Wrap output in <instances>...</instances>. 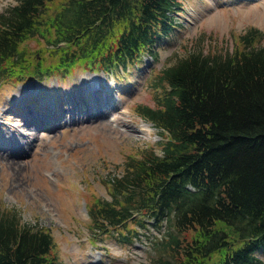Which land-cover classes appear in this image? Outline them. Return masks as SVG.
<instances>
[{"label": "trees", "instance_id": "16d2710c", "mask_svg": "<svg viewBox=\"0 0 264 264\" xmlns=\"http://www.w3.org/2000/svg\"><path fill=\"white\" fill-rule=\"evenodd\" d=\"M179 8L180 0H15L0 10V79L76 68L116 76L157 58ZM263 37L251 25L230 46L173 52L152 73V103L131 109L160 138L127 152L105 179L108 196L89 201L92 238L163 225L157 264H262ZM52 244L47 228L0 205V264H62Z\"/></svg>", "mask_w": 264, "mask_h": 264}, {"label": "rangeland", "instance_id": "374dc122", "mask_svg": "<svg viewBox=\"0 0 264 264\" xmlns=\"http://www.w3.org/2000/svg\"><path fill=\"white\" fill-rule=\"evenodd\" d=\"M14 1L0 0V10ZM175 17L174 31L156 45L157 58L144 55L116 76L76 68L40 81L0 79V140L18 142L0 146V205L47 228L62 264H157L154 238L163 225H134V233L122 238L111 229L92 238L87 205L108 196L105 179L120 169L127 152L160 138L131 109L136 102L152 103V73L173 52L230 46L251 25L264 31V0H180ZM26 44L37 45L34 39ZM72 92L82 101L71 106ZM95 110L104 112L96 118L84 113ZM256 254L264 264V248Z\"/></svg>", "mask_w": 264, "mask_h": 264}, {"label": "bare ground", "instance_id": "6f19581e", "mask_svg": "<svg viewBox=\"0 0 264 264\" xmlns=\"http://www.w3.org/2000/svg\"><path fill=\"white\" fill-rule=\"evenodd\" d=\"M92 74H95L94 72H92ZM82 82L83 83H87L88 84V82H87V79H84V78H82ZM89 89V88H88ZM94 89V88H93ZM77 90H78V92L80 93V94H82L83 92H84V90H82L81 88H77ZM79 93H74V92H72V95L71 96H69L68 95V97H69V102H71V103H69L71 106L73 105V104H77L78 102H81L82 100H80V101H77V96L79 95ZM82 96V95H81ZM81 96H79L80 98H81ZM93 99V98H92ZM86 101V100H85ZM88 101H90V100H88ZM87 101V102H88ZM84 104H85V102H84ZM90 104V103H89ZM69 105V107H68V109H70V106ZM85 106H87L88 108L90 107L89 105H88V103L87 104H85ZM108 110V109H107ZM96 111V110H95ZM91 112V113H89V111L87 112V111H85L84 113H87V116L88 115H90V116H92V117H94V118H96L98 115H102L103 114V112L104 111H96V112ZM79 114H81L80 112H79ZM34 118V117H33ZM90 118V117H89ZM28 132V131H27ZM34 134V133H33ZM22 136H27L28 137V135L27 134H24V133H22L21 134ZM2 139V138H1ZM14 145V147H18V142L15 140V139H3V141L2 140H0V146L3 148V149H5L6 147H7V149H9L8 148V146H13ZM5 151V150H4ZM15 154H17V153H13L12 154V152H9L8 153V155H10V156H14Z\"/></svg>", "mask_w": 264, "mask_h": 264}]
</instances>
